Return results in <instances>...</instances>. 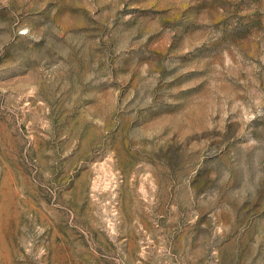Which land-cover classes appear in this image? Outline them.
<instances>
[{"label": "rangeland", "instance_id": "374dc122", "mask_svg": "<svg viewBox=\"0 0 264 264\" xmlns=\"http://www.w3.org/2000/svg\"><path fill=\"white\" fill-rule=\"evenodd\" d=\"M0 264H264V0H0Z\"/></svg>", "mask_w": 264, "mask_h": 264}]
</instances>
